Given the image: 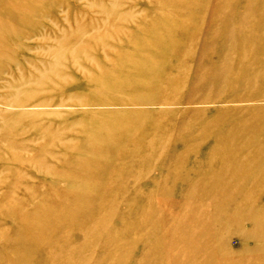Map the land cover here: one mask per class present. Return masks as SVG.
I'll return each mask as SVG.
<instances>
[{"label": "rangeland", "instance_id": "obj_1", "mask_svg": "<svg viewBox=\"0 0 264 264\" xmlns=\"http://www.w3.org/2000/svg\"><path fill=\"white\" fill-rule=\"evenodd\" d=\"M0 264H264V0H0Z\"/></svg>", "mask_w": 264, "mask_h": 264}]
</instances>
